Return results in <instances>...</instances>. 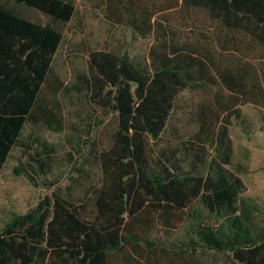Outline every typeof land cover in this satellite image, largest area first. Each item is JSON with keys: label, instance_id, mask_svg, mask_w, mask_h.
<instances>
[{"label": "trees", "instance_id": "1", "mask_svg": "<svg viewBox=\"0 0 264 264\" xmlns=\"http://www.w3.org/2000/svg\"><path fill=\"white\" fill-rule=\"evenodd\" d=\"M104 2L110 23L153 41L146 67L126 53L90 54V97L113 114L111 144L100 158L104 180L91 209L57 188L25 213H11L0 228V264H206L209 252L233 264H264V227L253 222L250 209H257L228 169L229 115L240 104L264 108V0ZM74 11L75 0H0V174L25 125L63 129L64 84L52 61ZM184 90L200 94L188 141L197 157H188V170L163 164L152 171L146 142L159 139ZM51 160L34 162L43 171ZM180 226L185 238L168 245L150 238Z\"/></svg>", "mask_w": 264, "mask_h": 264}, {"label": "rangeland", "instance_id": "2", "mask_svg": "<svg viewBox=\"0 0 264 264\" xmlns=\"http://www.w3.org/2000/svg\"><path fill=\"white\" fill-rule=\"evenodd\" d=\"M11 6L41 24L49 21L33 9ZM152 42L151 38L134 35L125 26L110 23L104 0H75L73 17L63 26V40L52 61L53 74L64 84L58 94L64 116L63 129L53 132L25 125L19 143L12 149L0 174V228L11 213H25L57 188L72 203H86L88 209L92 208L94 195L104 180L100 158L111 144L113 114L106 113V108L90 97L86 84L92 74L90 54L110 52L121 56L126 53L130 61L146 67ZM199 98L198 92H180L159 139L147 140L152 171L163 169V164L176 173L188 170V157H197L188 141L197 129L195 112ZM98 120L102 123L97 124ZM228 121L233 163L228 169L241 180L246 202L257 209H250L253 222L264 227V108L240 104ZM206 153L209 158L213 156L211 150ZM48 158L53 160L50 167L39 171L34 161ZM15 168L21 174L16 175ZM25 173L31 175L33 182ZM51 182L55 186L49 189L47 185ZM193 205L198 207V201ZM214 219V223H219L220 218ZM150 238L168 245L177 238H185L184 226L171 232L156 229ZM201 260L206 264H233L228 255L213 252L203 255Z\"/></svg>", "mask_w": 264, "mask_h": 264}, {"label": "crops", "instance_id": "3", "mask_svg": "<svg viewBox=\"0 0 264 264\" xmlns=\"http://www.w3.org/2000/svg\"><path fill=\"white\" fill-rule=\"evenodd\" d=\"M196 206L195 205H190L188 208L189 213H192L193 210H195ZM191 222L190 217L188 218V220L186 221L185 225H188Z\"/></svg>", "mask_w": 264, "mask_h": 264}]
</instances>
